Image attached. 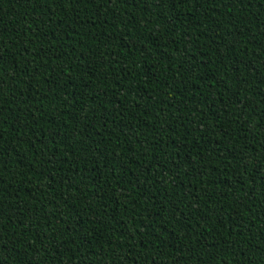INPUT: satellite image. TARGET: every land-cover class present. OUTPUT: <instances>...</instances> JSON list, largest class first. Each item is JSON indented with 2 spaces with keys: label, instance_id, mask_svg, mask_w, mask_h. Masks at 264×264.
<instances>
[{
  "label": "trees",
  "instance_id": "1",
  "mask_svg": "<svg viewBox=\"0 0 264 264\" xmlns=\"http://www.w3.org/2000/svg\"><path fill=\"white\" fill-rule=\"evenodd\" d=\"M0 264H264V0H0Z\"/></svg>",
  "mask_w": 264,
  "mask_h": 264
}]
</instances>
